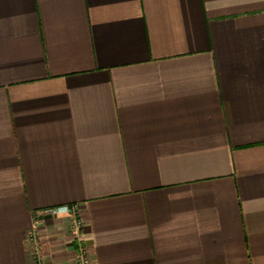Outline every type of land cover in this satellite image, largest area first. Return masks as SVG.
<instances>
[{"label": "crops", "instance_id": "1", "mask_svg": "<svg viewBox=\"0 0 264 264\" xmlns=\"http://www.w3.org/2000/svg\"><path fill=\"white\" fill-rule=\"evenodd\" d=\"M33 229L47 264H264V0H0V264Z\"/></svg>", "mask_w": 264, "mask_h": 264}, {"label": "built area", "instance_id": "2", "mask_svg": "<svg viewBox=\"0 0 264 264\" xmlns=\"http://www.w3.org/2000/svg\"><path fill=\"white\" fill-rule=\"evenodd\" d=\"M75 211L74 206H60L55 208H50L44 211V213L47 214H59V213H72ZM74 230L77 235L80 234V229L82 226V221L79 219H76L74 221ZM28 242L29 244L34 247L35 250V258H36V264H47L46 260L41 256L39 251V233L37 229H33L29 236H28ZM76 262L77 264H90L89 257L87 255V252L84 248H80L79 252L76 256Z\"/></svg>", "mask_w": 264, "mask_h": 264}]
</instances>
